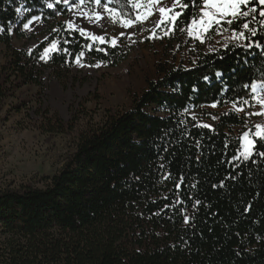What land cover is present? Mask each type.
Here are the masks:
<instances>
[{
  "label": "trees",
  "instance_id": "16d2710c",
  "mask_svg": "<svg viewBox=\"0 0 264 264\" xmlns=\"http://www.w3.org/2000/svg\"><path fill=\"white\" fill-rule=\"evenodd\" d=\"M47 3L55 0H0V113L20 116L21 129L76 134L58 171L42 176L41 186L0 188V264H264V157L232 159L244 115L223 110L210 128L192 117L214 102L221 108L248 99L250 89L242 85L264 80V47L236 46L248 40L222 47L229 33L214 30L204 43L191 45L176 31L165 45L167 50L176 43L175 52L158 53L152 74L126 109L106 107L102 121L92 124L81 107L64 120L44 105L45 72L63 86L73 85V60L81 50L84 62L110 67L131 50L126 43L112 47L69 34V6ZM109 7L126 18L135 15L126 0ZM192 12L185 10L179 26ZM32 16L40 17L45 37L29 55L13 42L33 37L23 27ZM251 26L259 29L256 22ZM251 39L264 41V31ZM52 40L72 55L57 51L41 60ZM88 44L94 45L91 52ZM165 174L172 179L164 180ZM177 199L183 203L171 207ZM196 200L201 203L193 208Z\"/></svg>",
  "mask_w": 264,
  "mask_h": 264
},
{
  "label": "rangeland",
  "instance_id": "374dc122",
  "mask_svg": "<svg viewBox=\"0 0 264 264\" xmlns=\"http://www.w3.org/2000/svg\"><path fill=\"white\" fill-rule=\"evenodd\" d=\"M166 2H170V0H166ZM82 8L89 13L102 12L94 4H85ZM143 11L145 10L142 8L141 12L143 13ZM102 15L104 19L101 21H88L79 14V10L73 9L69 10L68 17L64 19V22L66 24V22L72 21L80 27H87L90 32L105 35L106 40L116 36L118 43H126L130 47V54L127 59L115 67L103 63H100V67H89L87 65L96 63H86L83 60L82 62L86 66L81 67L73 62L71 72L77 80L73 85L70 82L65 86L61 85L46 71L43 77L45 84L44 105L58 112L64 120H70L73 115L79 113L81 107L91 115L92 124L102 121L106 107L126 109L130 104L132 93H139L145 85V77L152 74L154 58L158 53H174L177 48L174 43L170 49L165 50L166 39L170 35L164 36L162 29L156 30V38H148L150 30L160 19L158 11L131 27H124L120 23L121 17L118 13L102 12ZM110 17H115L116 22L113 23ZM42 30L41 19L33 21L29 29H24L27 34H31L33 37L15 39L13 43L16 47L30 50L45 37ZM122 31L135 33V35L119 36ZM189 38L191 45L196 41L200 42L194 37ZM95 43L104 44L99 41H95ZM1 52L2 43L0 42V64L3 58ZM226 109L233 110L232 104L221 108L205 105L201 111H193L192 117L195 115L197 124L211 125L215 121L212 117H217V113ZM246 110L258 111L259 106ZM0 114V188L26 182L41 186L40 178L42 176L50 177L56 173L65 154L72 150L73 137L76 132L73 134H42L35 129L18 127L20 116L13 115V113L4 115V112ZM239 114L243 115V113ZM6 117L8 119H5ZM86 120L88 117L81 119L82 122ZM253 123H264V117H252L249 126ZM241 133H237V135L240 136ZM237 157H242L240 151Z\"/></svg>",
  "mask_w": 264,
  "mask_h": 264
},
{
  "label": "snow or ice",
  "instance_id": "6c2138e0",
  "mask_svg": "<svg viewBox=\"0 0 264 264\" xmlns=\"http://www.w3.org/2000/svg\"><path fill=\"white\" fill-rule=\"evenodd\" d=\"M113 0H55V3H47L48 8H54L57 4H64L69 6V10L77 9L79 14L85 17L88 21H101L104 19L102 12L109 14L117 13V9L109 7ZM118 2V0H117ZM126 2L132 5L133 11L136 13L135 16H129L125 18L123 12H119L121 17L120 23L124 27H131L137 22H141L147 19L149 16L153 15L158 11L160 14V19L156 22L154 27L150 30L148 38L157 37V29H162L164 36L175 34L176 31L185 33L189 37H194L198 39L201 43H204L206 39H210L212 31L214 30L216 35L224 36V33H229L225 39L228 41L222 44V47L228 48L230 43H235L242 40L250 41L246 45H241L236 43V46H244L247 48H252L253 45L256 47H264V41L262 40H252V37L258 36L260 31H264V0H126ZM86 3H93L102 10L94 11L89 13L85 11L82 6ZM144 9L143 13L141 9ZM179 8L180 11H176ZM193 9L188 20L185 21L184 26H179L178 22L184 17L185 10ZM17 13L21 12V8H16ZM115 23V17H110ZM259 18V19H258ZM40 17L32 16L31 20L23 24L24 29H29L33 21L39 20ZM237 21L239 23L237 24ZM256 22L259 24V29L252 27V23ZM69 34L76 31L80 35L87 37L91 41H99L100 43H110L112 47H116L118 39L116 36L111 37L110 40H106L105 35H97L95 32H90L87 27H80L72 21L66 22ZM236 25L233 27V25ZM3 31V29H0ZM59 31V30H54ZM124 35H135V33H125L120 32L119 36ZM163 38V37H160ZM47 39V37L45 38ZM73 41L63 40L64 44H70ZM89 52L93 50L94 45H86ZM97 51H107L106 49H96ZM62 51L72 55L68 48L61 47L60 40H52L48 46L44 47L42 52L39 54L41 60H47L51 58V53ZM32 54L31 49L29 50V55ZM85 56V52L81 50L79 53L75 54L73 62L81 67L86 66L82 62V58ZM67 62V61H66ZM89 67H100L101 64L98 62L94 65H87ZM217 77L222 74L220 72L216 73ZM204 80H208V76L203 77ZM245 89H250L248 93L249 98L245 99L243 97L239 98V101L233 99L232 106L235 113H243L244 119V130H242L241 135L238 138L240 155L244 160H249L253 155H259L264 157V123H253L249 126V121L252 117H264V80L252 81L251 83H245L242 85ZM219 102H214L211 107H217ZM259 106L258 111H249L246 109H251ZM188 111V109H185ZM195 119V115L193 116ZM212 119H218V117H212ZM199 127H212L209 124H199ZM199 143V142H197ZM239 157L233 156L232 159L236 160ZM164 167L163 164L160 166ZM235 178V177H233ZM164 180L172 179L171 174H165ZM184 177L179 178V183L176 184V188L179 189L180 185L184 181ZM220 186H223V181L220 182ZM195 187V185H193ZM217 187V185H213ZM183 201L177 199L171 207L175 208L177 204H182ZM201 201L196 200L193 204V208L198 206ZM166 207H169L166 205ZM248 209H245L247 211ZM181 215L183 217L184 223L188 224L191 222V218L186 214L185 209H181Z\"/></svg>",
  "mask_w": 264,
  "mask_h": 264
}]
</instances>
